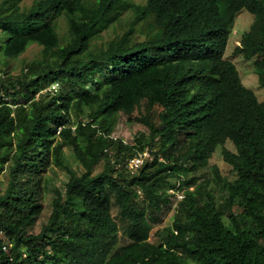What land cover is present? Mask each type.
I'll return each instance as SVG.
<instances>
[{"label": "trees", "instance_id": "obj_1", "mask_svg": "<svg viewBox=\"0 0 264 264\" xmlns=\"http://www.w3.org/2000/svg\"><path fill=\"white\" fill-rule=\"evenodd\" d=\"M23 1L0 0V264H264V101L224 57L245 9L233 54L259 55L264 87V0ZM128 10L126 28L100 41ZM31 44L39 56L13 72ZM120 114L147 134L113 137ZM218 146L234 177L216 165L199 177ZM52 165L68 179L33 231Z\"/></svg>", "mask_w": 264, "mask_h": 264}, {"label": "rangeland", "instance_id": "obj_2", "mask_svg": "<svg viewBox=\"0 0 264 264\" xmlns=\"http://www.w3.org/2000/svg\"><path fill=\"white\" fill-rule=\"evenodd\" d=\"M32 0H24V4H30ZM135 2H143L144 0H133ZM131 10L124 12L121 16L120 22H115L111 25L105 32L102 33L100 41H107L109 38L113 37L115 34H120L125 28L127 21L131 18ZM252 14L245 9H242L236 14L234 23L231 28V32L229 34L228 42L224 51V57L233 61L239 71V75L243 84L249 88H251L256 95L258 96L259 100L264 101V87L261 88L259 86L258 75L255 72L254 62L257 60V56L255 55L252 58H245L240 54H233V48L235 45L238 44L240 37L244 31H246L251 22H252ZM59 32L60 34L65 33L66 27L63 19L59 21ZM138 38H143L144 32L137 33ZM40 47L36 44H31L22 54H20L17 58L12 59L10 61L11 68L13 72L18 73L20 69L24 66L26 62H29L33 59H36L39 56ZM147 128L138 122H128L126 120V116L123 114L119 115L118 121L115 125L113 130L112 136L121 138L126 143H134L135 138L140 136L141 134H147ZM225 147L234 150V146L230 141L225 143ZM65 163L68 165L75 173L79 174L83 171L82 166L77 162V160L71 154V150L65 146ZM211 165H216L220 171V173L229 179L234 177V172L231 170L230 165H228L223 159L221 154V147L218 146L206 168H204L201 172L198 173L199 177H212V170L210 168ZM103 166V161H100L95 167L94 172L99 171ZM47 186L46 191L44 192L43 196V203L44 207L42 210L41 215L36 220L34 227L32 228L33 231H37L39 226L46 221L50 211H51V200L54 196V189H59L62 193L64 192L65 183L68 179L67 171L64 168L52 165L47 172ZM6 175L5 173L0 174V187L4 185L6 182ZM113 214L116 213V209H113ZM173 210H169L163 217L161 222H154L153 223V230L157 227L162 225H166L170 223L171 216ZM152 230V231H153ZM119 237L118 240L120 242H126V238L121 232L118 233ZM187 264H196L194 262H188Z\"/></svg>", "mask_w": 264, "mask_h": 264}, {"label": "built area", "instance_id": "obj_3", "mask_svg": "<svg viewBox=\"0 0 264 264\" xmlns=\"http://www.w3.org/2000/svg\"><path fill=\"white\" fill-rule=\"evenodd\" d=\"M57 87V84H51L48 89L55 90ZM150 158V152L147 148H145L143 151H140L130 157L126 163L127 168L133 172L137 168H139L145 159ZM176 196L177 199H181L183 197V194L180 189H178V185H176L175 188L170 189Z\"/></svg>", "mask_w": 264, "mask_h": 264}]
</instances>
